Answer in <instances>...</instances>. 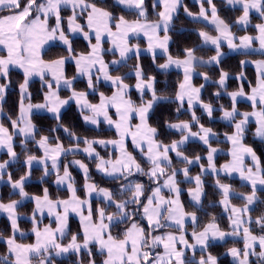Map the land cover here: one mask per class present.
<instances>
[{"label": "snow or ice", "instance_id": "1", "mask_svg": "<svg viewBox=\"0 0 264 264\" xmlns=\"http://www.w3.org/2000/svg\"><path fill=\"white\" fill-rule=\"evenodd\" d=\"M125 8L133 10L136 18L128 20L124 15L118 18L106 8L99 6L95 0H0V78L10 82V68L22 70L23 82L20 83L19 115L16 119H10L11 127L0 123V150H5L8 159L0 161V181L6 179V185L10 187V195H18L19 199H10L4 202L0 199V213L7 214L10 221L12 235L4 237L0 233V239L7 244L8 254L0 256V264H52L53 254L73 253L77 256L76 264H85L84 256H87V264H97L96 252L93 246L104 257L102 264H218V258L208 252L210 240H224L226 236H239L243 232V249L232 247L228 250L236 264H251L250 257L256 256L260 264H264V234H253L251 225L255 223L264 233V215L252 220L249 213L251 205L257 201V185L264 186V167L261 166L252 147L246 146L243 141L248 130L250 118L255 119L254 135L264 138V60L256 61L258 73L257 82L251 88V93H246L243 86L236 91L227 92L229 73L222 68L219 78L212 81L218 86L217 91L211 95L214 98L221 97V90L231 99V106L220 104L218 107L212 100L206 102L203 99L205 84L196 86L193 83L194 76L202 77L205 82L210 81L207 71H197L208 65L219 66L224 55L222 42H226L228 49L248 50L253 48L254 42H258L259 51L264 53V22L255 25L256 35L237 36L233 32L236 26L247 27L250 23L252 12L258 14L264 21V0H226L229 5H239L242 14L237 17L234 24H229L221 18L213 0H206L208 7L204 6V0H196L200 5L199 12L193 13L187 6H183L184 13L193 20L207 22L215 28L216 35L208 31L199 30L198 36L203 45H211L214 55L205 59L198 55L200 46L183 48L182 52L173 56L169 45L172 37L170 30L173 19L178 9L182 6V0H154L153 8L159 7L157 19H148L145 0H118ZM70 8L71 15L67 17V31L64 28L65 19L62 9ZM85 17V23H78L79 17ZM54 19V23H52ZM113 21L114 29L113 30ZM87 28V30H85ZM71 33H81L89 42L90 50L86 53H77L70 39ZM162 33V35H161ZM94 34L95 43H91ZM143 34L147 38V48L144 51L152 55V62L161 72H167L175 67L182 72V80L177 84L173 94L157 89V77L146 73L140 63L139 44L130 43V37ZM107 37L112 47L103 48V38ZM58 40L65 46L67 56L45 60L42 49L49 41ZM238 41V42H237ZM157 50L163 57V63H157ZM118 54V59L106 62L105 52ZM134 54L136 64L133 68L136 83H125L128 73L113 75L118 71L130 55ZM71 60L75 64L76 75L68 77L65 72V64ZM241 65L247 61H240ZM113 66H116L113 68ZM33 76H38L42 82L43 102L32 103L29 93V81ZM50 77V79L48 78ZM77 77L86 79L87 89L96 91L101 80L109 82L114 89L112 94L105 95L99 92V102L92 103L88 99V91L77 90L75 82ZM236 79H244L240 73ZM8 84H0V101L4 99ZM61 87L70 95L62 98ZM135 88L139 93L140 102L137 104L129 96V89ZM245 97L251 102V111H240L238 98ZM25 100L28 103L25 104ZM161 101L175 103L174 111L177 114L186 113L190 119L175 121L165 120L162 127L173 130L179 134V139H172L169 143L157 139L160 127L150 123V114ZM74 102L80 113L81 119L88 124L99 127L101 120L115 129L116 139H81L62 123L61 109ZM202 110L197 115V109ZM46 110L56 120V128L51 132L62 128L75 143L65 148L59 137L39 135L36 125L32 122L33 110ZM115 111V119L110 114ZM3 111L0 106V112ZM219 111L220 119L229 122L232 127L230 133H225V139L231 144L229 155L231 161L219 168L214 163V155L219 151L213 146V138H218L217 132L212 127L205 126L202 118L206 115L209 120L214 119V113ZM139 122L132 124V119ZM159 124V122H157ZM196 128L194 131L193 128ZM39 138L37 139V136ZM19 137L22 149L27 148L30 139L40 150L41 155L26 153L23 161L27 171L18 179L8 169L12 162L19 159L15 150V138ZM131 139L132 145L139 151L143 160L149 165L148 169L142 166V161L128 150L127 140ZM192 139L198 140L206 149L207 166L202 163V157L196 155L189 157L185 154V145ZM81 144L84 147L81 149ZM107 147L113 146L119 153L113 158L105 159L95 150V145ZM83 151L88 156H95L96 169L106 176L114 179H122L120 195H127L126 199L118 198L117 193L108 188L98 187L88 183L89 169L80 160H73L70 164L63 165V174H60L61 157L68 153ZM172 154L178 162L183 163V168L173 167ZM250 157L252 165L248 166L245 157ZM33 164L42 166L41 181L44 177L55 175V183L66 185L70 197L68 199H52L47 187L43 189V195H31L25 190L26 182L31 178ZM198 164L199 174L190 176L188 166ZM78 166L85 175L84 190L86 195L95 193L102 196L105 207L95 210L88 199H81L77 195L75 182L69 171L70 166ZM217 177L215 185L221 194L219 203L229 213L231 232L220 229L215 218L203 226V229L191 233L190 243L186 237V218H190L192 224H197L196 212H186L180 201L181 189L179 176L192 182L195 187L188 192L195 204L201 203L204 194V181L202 176L208 172ZM231 176L238 173L239 178L251 186L250 194H241L245 201L242 207L232 205L230 197L233 189L230 184L222 183L220 174ZM147 176L156 186L151 194L145 197L146 188L142 182H134L130 178L135 175ZM162 181V183H161ZM173 193V197H165L163 189ZM34 202L31 222L32 232L36 237L35 243H18L16 233L20 232L18 220V208L25 200ZM135 205V209L131 206ZM108 207H114V211L108 212ZM85 209L87 210L85 214ZM47 212L49 217H54L56 227L45 225L40 228L42 222L38 217ZM74 213L80 218V230L71 235L67 244L61 241L69 231V214ZM141 216L147 221V229L135 219ZM120 224H127L119 235L112 234V228ZM175 228V232H164L163 229ZM160 232V234H155ZM179 233L178 235L176 233ZM22 234V233H21ZM82 237V239H81ZM163 247V252L156 249ZM258 246L259 251H256ZM199 247L202 253L195 260L196 249ZM83 250V251H82ZM193 253L192 257L187 252Z\"/></svg>", "mask_w": 264, "mask_h": 264}, {"label": "trees", "instance_id": "2", "mask_svg": "<svg viewBox=\"0 0 264 264\" xmlns=\"http://www.w3.org/2000/svg\"><path fill=\"white\" fill-rule=\"evenodd\" d=\"M95 2L101 6L106 8L108 11H110L114 17H119L121 15H124L126 19L134 20L136 18V15L133 10L124 9L121 6L115 4L112 0H95ZM183 5L179 10L177 11L176 15L174 16L173 23L170 30V36L172 37L169 45L170 52L173 56L179 55L183 48L185 47H191V46H200L198 55L203 56L204 58H208L210 55L214 54V49L212 47L205 46L201 44L200 38L198 36V30H205L208 32H213V29L206 24H203L201 21H195L190 18H188L185 13H183V6H187L190 11L196 12L199 8L198 4L194 1L190 0H183ZM214 4L216 5L219 15L221 18L225 19L229 24H234L235 20L239 15L242 14V11L240 7L238 6H229L226 3V0H213ZM154 0H145V5L147 8L148 13V19H157V11L159 10V7L153 8ZM204 4H206V1H204ZM2 13V12H1ZM251 23L245 28H241L239 26L234 27L232 30L237 35H243V33L255 35V25L257 23H262V21L258 14L255 12L251 13L250 16ZM72 46L74 50L77 53H83L88 51V44L86 41L82 40L80 37H71ZM133 41V39H132ZM137 42L140 44L143 43V40L140 39L137 40ZM255 44V43H254ZM253 44V45H254ZM104 48L108 47V43H103ZM225 47V46H222ZM42 55L45 60L55 59L60 56H66L67 52L61 45L53 44L49 45L48 48H46ZM116 58V55H114L111 52H105L104 59L106 62L110 61V59ZM245 58L256 60L258 58L264 59V54L259 52H232V53H226L221 58V64L219 66L216 65H208L206 67L199 68L198 71H207L210 76L209 82H203L200 77H195L193 79V82H195L197 85L204 83L205 88L203 89V99L208 102L209 100H212L214 104L218 107L220 104L225 105L226 107L231 106V99L226 95V93L221 90V97L220 98H214L212 97V93L217 91L218 86L214 84L212 81H215L219 78V71L222 68L224 71H227L229 73V79L227 83V92L234 91L238 88L239 84L243 86L244 90L247 91L251 85L255 83V70L252 66L249 64L241 65L240 61L244 60ZM164 61L163 55H157V63H161ZM135 55H130V58L119 67L118 71H113V75H122L125 73H128V78L125 80V83H128L132 85L135 82V76L131 71L134 68V65L136 64ZM140 63L143 65L145 71L149 75H154L157 77V89L162 92H167L169 94H173L176 90L178 82L182 78V72L179 70H168L167 72H161L158 68H156V65L152 62V57L147 54H141L140 55ZM115 68V67H113ZM65 72L68 77L74 76L75 72V65L71 62H66L65 66ZM243 73L244 79L238 80L236 77ZM23 81V73L17 68H10V82L5 81L4 79L0 78V84H8V87L6 88V93L4 96V99L0 101V106H2L3 111L1 113H4L3 115H0V123H4L6 127H11L10 120L16 119L18 112V106H19V99H20V93H19V85ZM75 87L77 90L85 91L87 90V84L85 79H76ZM29 92L31 93V101L32 102H39L43 98V91H42V82L38 79H32L29 81ZM104 92L105 95H108V93L112 92L111 86H106L103 83H99L98 88L96 91L88 93V98L92 102H97V93ZM68 91L65 88H62L60 90V95L66 96ZM129 96L132 100H134L137 104L140 102V96L137 95L136 91L131 88L129 91ZM237 106L240 111H250L251 109V103L244 102L241 100H238ZM176 105L175 103H169L167 101H161L160 104L155 108L153 113L150 114V123H152L154 126L160 127V134L158 135L157 139L164 141L165 143H169L172 139H179V134L174 133L170 129L163 128V122L165 120H172L175 121L177 117L180 120H187L190 119V115L186 113L177 114L174 109ZM202 110L197 109V115H201ZM220 113L217 111L214 113V119L209 120V118L204 115L202 118V123L205 124V126L212 127L215 132H217L218 136L224 135L225 133H230L233 129L229 123L222 122L219 119ZM61 119L62 123L67 126L71 131L75 132L81 139L87 137L88 139H110L114 138L115 132L112 129H108L105 127L104 124H100L99 127H91L82 121L79 111L76 109L75 105L68 104L61 113ZM32 122L36 125V128L38 130L39 135H50L53 138V141H55L56 137H59L60 141L63 143L64 146H72L75 141H72L71 138L68 136L67 133L63 131L62 128H57L56 131L51 132L50 130L53 128H56V120L54 117H50L47 113H35L32 115ZM159 122V124L157 123ZM255 123L252 121H249L248 130L245 134L243 143L246 146L252 147L255 151L257 157L260 159L261 166L264 167V139H258L255 135ZM196 130V128H193ZM39 135L37 136V139L39 138ZM214 138L212 143L213 145H217L221 147V149L224 150L223 153H220L216 155L214 161L216 165H220L221 163L225 162L228 158V154L225 151L227 148V142L221 140V138ZM19 137L15 138L14 147L17 153L19 154V159L17 161L12 162L10 168L8 171H10L13 175V179H18L21 175H23L27 169L24 167L23 161L25 159L26 153L28 154H34V155H41L40 150L37 148L35 143L31 141L30 139L26 142L27 148L22 149ZM83 145V144H81ZM98 152L101 156H109V151L105 148L99 147ZM134 155L137 157L138 161H142V166L147 170L149 165L146 161L142 159L140 154L137 151H133ZM205 147L197 142V141H190L185 145V154L189 157H195L196 155H200L202 157L203 162V155L206 154ZM6 153L1 152L0 153V159L5 160L6 159ZM78 157L83 163H85L89 169V179L93 182V184L97 185L98 187H104L112 190L113 192L117 193L118 198L120 199H126L127 195H130L128 193L127 195H120V185L124 183L122 179H114L113 177L107 178L102 176L101 174L97 173L95 170V163L96 159L92 158L90 156L84 155L80 152H77L76 154H66L62 156L61 158V167L60 172L63 170V165L65 161H68L70 158H76ZM173 159V167L180 168L182 166H185L183 163L178 162L177 160ZM199 172V166L198 165H192L190 167V175L195 174ZM42 176V170L38 168L32 167V174L31 178L26 182V188L25 190L31 195H43V189L45 187L49 190V195L52 199H64L68 196L69 192L67 188L59 187L54 184V174L48 177H44L43 181H41ZM71 176L75 182V186L77 188V194L80 197H83L85 194V191L83 190V182L84 178L82 177L81 173L72 168L71 169ZM7 178V177H6ZM180 182V186H182L184 189L187 187L192 186L191 183L183 181L181 178V175L178 177ZM134 182H142L145 185L146 192L145 197L142 199H146V196L150 194L152 189L156 186L152 181L149 180L147 176H141L139 174L133 176L130 178ZM217 179L216 176H213L211 174H204L202 176V180L204 181V194H203V200L200 205L199 209H202L204 212V215L209 216L210 218H215L216 221H220L223 226L227 227V221L228 218L225 217V215L222 213V207L219 203L221 199V194L219 190L216 188L215 180ZM219 179L222 183H228L231 185L232 189L236 193L240 194H250L252 189L247 184L242 183L239 179L229 176L220 175ZM11 189L9 186L6 185V181H0V199H2L4 202H8L10 199H19L18 195H10ZM257 201L253 204L252 210L249 213L252 220L255 221V218L258 216L264 215V187L260 190H257ZM181 197L183 199L184 207L187 211L195 210L196 208L192 207L186 200L185 197V191H182ZM230 201L234 205H240L243 204V199L241 197L237 196H231ZM90 202L92 204L93 210H95L98 207H105L104 201H99L97 199H90ZM34 208V203L30 200H25L22 202L21 206L18 208L19 212V228L20 232L16 233V239L19 243H31L33 242V233H32V222H31V215L32 210ZM136 206L132 205L131 209H135ZM114 207H108L107 211L112 212L114 211ZM200 211V210H199ZM141 216H136L135 219L140 221ZM39 218V217H38ZM42 222L39 226L45 225V223H52L49 221V218L44 216V218H39ZM127 226V224H120L118 227L112 228V234L113 235H119L121 232H123L124 228ZM253 234L259 236L264 233L261 232L259 227L253 223L251 225ZM80 230V224H78L77 220L73 217H69V231L66 234L65 237L61 238V241L64 244H67L68 241L71 239V235L74 233H77ZM163 230H175L174 228H167ZM0 233L3 234V236L6 238L10 235H12V230L10 226V221L7 219V216L0 215ZM22 233V234H21ZM82 239V237H81ZM243 241L242 240H227L222 243H209L208 244V252H210L212 255L216 256L218 258V264H235L229 255L226 253V251L229 249V247L236 246L238 248H242ZM93 250L96 252V261L97 264H102V261L104 259L103 256L99 254V251L96 249L95 246H93ZM83 251V250H82ZM8 254L6 243L3 239H0V256H5ZM201 254L207 255L208 253H202L200 251H196L195 259L199 258ZM189 257L193 256L192 254H187ZM87 256L85 254L84 261L87 263ZM77 256L73 253H69L66 256V259L64 260H56V264H76ZM251 264H260L256 256L250 257ZM33 264H36V261H33Z\"/></svg>", "mask_w": 264, "mask_h": 264}, {"label": "crops", "instance_id": "3", "mask_svg": "<svg viewBox=\"0 0 264 264\" xmlns=\"http://www.w3.org/2000/svg\"><path fill=\"white\" fill-rule=\"evenodd\" d=\"M114 1H116L117 3H118V0H114ZM183 1V0H182ZM190 1H194V2H196V0H190ZM204 1H206V0H204ZM119 4V3H118ZM120 5V4H119ZM182 5H183V2H182ZM229 5V4H228ZM122 6V5H121ZM230 6V5H229ZM231 6H238V7H240L239 5H231ZM124 7V6H123ZM206 8L208 7V5L206 4V6H205ZM125 8V7H124ZM181 8V7H180ZM199 8H200V6H199ZM199 8L197 9V11L196 12H193V13H198L199 12ZM160 10V9H159ZM158 10V11H159ZM179 10V9H178ZM157 11V12H158ZM156 12V13H157ZM184 13V12H183ZM176 15V14H175ZM186 15V14H185ZM187 16V15H186ZM188 18H190V19H192L193 20V18L192 17H189V16H187ZM66 18V31H67V27H68V25H67V17H65ZM118 18V17H117ZM129 20V19H128ZM151 20H155V19H151ZM195 21H197V20H195ZM202 23H204V24H206L207 26H209V27H211L212 29H213V32L211 33V32H209L211 35H216V32H215V28H214V26H212V25H208L207 24V22H204V21H201ZM52 23H54V22H52ZM79 23V22H78ZM114 21H113V30H115L114 29ZM239 27H241V28H243V26H239ZM85 30H87V28H85ZM200 30V29H199ZM198 30V31H199ZM245 34H247V33H243V35H245ZM161 35H162V33H161ZM237 35V34H236ZM249 35H251V34H249ZM256 35V34H255ZM72 36H77V37H81L82 39H84L83 38V35L81 34V33H71L70 34V38L72 37ZM237 36H240V35H237ZM132 39H133V41H132ZM140 39L141 40H143V43L141 44H139L138 42H137V40H139L140 41ZM85 40V39H84ZM86 41V40H85ZM103 41H105V42H107L108 43V48H110V47H112V45H111V43L109 42V40H108V38L105 36L104 38H103ZM87 42V44H88V46H89V42L88 41H86ZM200 42H201V40H200ZM238 42V41H237ZM55 43H57L59 46L61 45L62 47H64V49H65V46L61 43V42H59L58 40H56V41H49L47 44H45L44 45V47H43V49H42V52L46 49V48H48L49 47V45H53V44H55ZM91 43H95V36H94V34H92V36H91ZM130 43H132V44H139V46H140V49H141V52H140V55L141 54H147V55H149V56H151L152 57V55L150 54V53H148V52H146V51H144V49H146L147 48V38L143 35V34H138V35H136V36H131L130 37ZM255 43V42H254ZM202 44V43H201ZM205 46H210V47H212L211 45H205ZM222 46H225V47H222V51L224 52V55L226 54V53H232V52H244V51H249L250 52V50L251 49H248V50H243V49H241V50H236V51H232V50H230V49H228V47H227V44H226V42H222ZM89 50H90V48H89ZM83 53H86V52H83ZM0 54H6V53H0ZM117 56V58H113V59H118V54H116ZM132 55H134V54H132ZM156 55H162V53L159 51V50H157V53H156ZM212 55H214V54H212ZM67 56V55H66ZM211 56V55H210ZM56 59V58H55ZM113 59H111V60H113ZM205 59H207V58H205ZM110 60V61H111ZM245 61H247V63L246 64H249L250 66H252L253 68H254V70H255V73H256V75H255V83L253 84V85H251L250 87H249V89L247 90V91H245L246 93H251V88L252 87H254L255 85H256V82H257V73H258V69H257V65H256V61H262V60H264V59H262V60H259V59H257L256 61H251V60H248V59H244ZM67 62H71V63H73L74 64V62L73 61H71V60H68ZM164 62V61H163ZM163 62H161V63H163ZM75 65V64H74ZM65 66H66V64H65ZM12 68H15V67H12ZM18 69V68H17ZM20 70V69H19ZM169 70H179V69H177V68H175V67H172V68H170ZM20 71H22V70H20ZM133 71V70H132ZM180 71V70H179ZM198 71V70H197ZM199 72V71H198ZM74 75H76V72H74ZM195 77H200V76H198V75H196V76H194V78ZM33 79L34 78H39L38 76H33L32 77ZM49 79H50V77H48ZM182 78H183V76H182ZM182 78H181V80H182ZM193 78V79H194ZM77 79H85V78H83V77H77ZM200 79L205 83V81L202 79V77H200ZM30 80H32V79H30ZM86 80V79H85ZM23 82V81H22ZM101 83H103L104 85H106V86H111V84L109 83V82H106V81H103V80H101L100 81ZM136 83V80H135V82H134V84ZM196 86H199V85H197L195 82H193ZM227 83H228V81H227ZM112 87V86H111ZM239 87H241V84H239V86H238V88ZM63 87H61V89H62ZM237 88V89H238ZM131 89V88H130ZM130 89H129V91H130ZM236 89V90H237ZM114 89L112 88V91H113ZM236 90H234V91H236ZM28 91H29V89H28ZM85 91H89L88 89L87 90H85ZM92 91V90H91ZM137 92V91H136ZM19 93H20V90H19ZM30 93V92H29ZM112 94V92L111 93H108V95L110 96ZM139 94V93H138ZM68 95H70V93L68 92L67 93V95L66 96H62V98H66ZM97 97H98V99H97V102H92L89 98V100H90V102H92V103H98L99 102V93H97ZM238 100H241V101H244V102H249V103H251L250 101H248L245 97H241V98H238ZM19 101H20V99H19ZM32 102V101H31ZM41 102H43V98L41 99V101H39V102H32V103H41ZM28 103V100H25V104H27ZM73 104V105H75V103L74 102H70L69 104ZM19 104H20V102H19ZM139 104V103H138ZM67 105H65L62 109H61V113H62V111H63V109L66 107ZM75 107H76V105H75ZM76 109H77V107H76ZM251 111V110H250ZM17 112H18V115H19V106H18V109H17ZM40 113V112H42V113H47V114H49L50 116H53L51 113H48L46 110H33V112L32 113ZM110 114H112L113 115V118L115 119L116 117H115V111L114 110H111V113ZM17 115V116H18ZM220 117V116H219ZM220 119V118H219ZM223 123L224 122H226V123H229V122H227V121H224V120H222V119H220ZM83 121V120H82ZM250 121H252V122H254L255 123V119L254 118H250ZM139 121L136 119V118H133L132 119V124L133 125H135L136 123H138ZM85 123V122H84ZM101 123L102 124H104L105 125V127L106 128H110V129H112L114 132H115V129L114 128H112V127H110L109 125H107L106 123H103V121L101 120ZM100 123V124H101ZM85 124H87V125H89V126H91V127H97V126H94V125H91V124H88V123H85ZM256 125V124H255ZM194 130V129H193ZM173 131V130H172ZM195 131V130H194ZM115 135H116V133H115ZM219 137V136H218ZM117 137L115 136L114 138H110V139H116ZM219 138H221V140H223V141H226L227 142V148H225L226 150V152H227V154H228V158L226 159V161L225 162H223V163H221L220 165H216V163H215V161H214V163H215V165H216V167L217 168H219L221 165H223V164H225V163H228L229 161H231V159H232V157L229 155V150L231 149V144L225 139V137H224V135H220V137ZM258 139H259V137H257ZM98 139H102V138H98ZM110 139H106V140H110ZM214 139V138H213ZM260 139H264V138H260ZM190 141H197V142H199L198 140H195V139H192V140H190ZM189 141V142H190ZM200 143V142H199ZM127 146H128V150L130 151V152H132L133 153V151H137L138 153H139V151L137 150V149H135L134 148V146L132 145V142H131V139H128L127 140ZM214 147H217L218 149H219V151L214 155V159H215V157H216V155H218V154H220V153H223L224 152V150L223 149H221V147H219V146H217V145H213ZM69 147H71V146H69ZM84 147V145H81V149ZM95 147V150H96V152H98V148L99 147H101V148H105V149H107L108 151H109V156H112L113 158L115 157V155H118L119 153L116 151V149L113 147V146H111V145H109V146H107V147H103V146H101V145H99V144H97V145H95L94 146ZM1 152H2V150H0ZM3 152H5L6 153V151H3ZM78 152H80V153H82V154H84V155H87L86 153H84L83 151H78ZM77 152H75V153H72V154H76ZM99 153V152H98ZM140 154V153H139ZM133 155H134V153H133ZM206 155H207V153L206 154H204L203 155V157H206ZM88 156V155H87ZM101 156V155H100ZM109 156H102V157H104L105 159H107V158H109ZM140 156H141V154H140ZM92 158H95V156L93 155V156H91ZM142 157V156H141ZM62 158V157H61ZM172 158H174L175 160H177L176 158H175V155L174 154H172ZM6 159H8V157L6 156ZM142 159H143V157H142ZM73 160H80L78 157H76V158H70L68 161H67V163L66 164H70V162L71 161H73ZM81 161V160H80ZM245 162H246V165H248V166H251L252 165V160H251V158L250 157H245ZM205 166H207V160H206V158H203V162H202ZM148 164V163H147ZM37 166V165H39V164H33V166ZM193 165H198V164H193ZM41 166V165H40ZM95 170L97 171V169H96V163H95ZM192 165H190V166H188L189 168L191 167ZM199 166V165H198ZM184 166H182V167H180V168H183ZM72 168H74V169H76V170H78L80 173H81V175H82V177L84 178V182H83V184H82V186H83V190H84V185H85V175H84V172L78 167V166H76V165H72V166H70V168H69V171H70V173H71V169ZM27 169V168H26ZM148 169V168H147ZM199 172H200V168H199ZM199 172H197V173H195V174H192V175H190V176H195V175H197V174H199ZM97 173H99V174H101L102 176H104V177H107V178H111L110 176H106V175H104L103 173H101V172H99V171H97ZM60 174L62 175L63 174V170H62V172H60ZM89 174V173H88ZM205 174H211V175H213L212 173H211V171L209 170L208 172H206ZM220 175H224V176H226L225 174H220ZM214 176V175H213ZM228 176V175H227ZM229 177H234V178H237V179H239L242 183H244V184H247L249 187H251L246 181H243V180H241L240 178H239V175H238V173H233L231 176H229ZM180 179H182L183 181H186V182H189V181H187V180H185L184 179V177H183V175L181 174V178ZM53 180L55 181V175H54V178H53ZM88 183H93L91 180H88ZM161 183H162V181H161ZM189 183H191V185L192 186H190V187H187L186 189H184L182 186H180L179 185V187H180V189H181V193H180V201H181V203L183 204V206H184V203H183V199H182V197H181V194H182V191H185V197H186V200H187V202L192 206V207H194V208H196L195 210H193V211H195L196 212V215H197V218H198V220H197V224L194 226L193 224H192V221H191V219L190 218H186V222H185V227H186V237L188 238V240H189V242L190 243H193L194 241H192V239H191V233H192V231L194 230V228H195V230L196 231H200V230H202L203 229V226L205 225V224H207V223H209V222H211L213 219L212 218H210L209 216H207V215H204L203 213V211H202V209H199L200 208V205H201V203H202V200H203V195H202V197H201V203L200 204H195V202L191 199V197H190V195H189V192H188V189L189 188H194L195 187V184H194V181H192V182H189ZM54 184L55 185H57V186H59V187H63V188H67V186L66 185H58V184H56L55 182H54ZM264 186H261V185H257V190H260L261 188H263ZM102 188H104V187H102ZM217 188V187H216ZM85 191V190H84ZM150 194H151V192H150ZM162 194L167 198V197H173L174 196V194L173 193H169V191L165 188V189H163V191H162ZM78 195V194H77ZM240 195V197H241V194L240 193H236V192H234L233 191V195L232 196H239ZM79 196V195H78ZM257 196V195H256ZM70 197V193L68 194V196L66 197V198H64V199H68ZM80 197V196H79ZM81 199H88V200H90V199H92V198H94V199H97V200H99V201H103V197L102 196H97L95 193H93L91 196H88V195H86V193L84 194V196L83 197H80ZM30 200V199H29ZM31 201V200H30ZM32 202V201H31ZM231 202V201H230ZM34 203V202H33ZM232 204V203H231ZM221 205V204H220ZM232 205H234V204H232ZM244 204H242V205H235V206H237V207H242ZM252 206L253 205H251L250 207L252 208ZM34 207H35V205H34ZM221 207H222V213L225 215V217L226 218H228V221H227V227H225V226H223V224L220 222V221H216L215 220V222L216 223H218V225H219V227H220V229L221 230H223V231H226V232H231L232 231V228L230 227V221H229V213L228 212H226L225 210H224V207L221 205ZM184 210L186 211V212H192V211H187L186 210V208L184 207ZM200 210V211H199ZM86 212H87V210L85 209V214H86ZM0 215H5V216H7V214H5V213H0ZM44 216H46V217H48L49 218V221H51L52 223L50 224V223H45V225H51V227H53V228H55L56 227V225H55V219H54V217H49L48 215H47V212L45 211V213L43 214V216H40L39 218H44ZM70 216H73L76 220H77V222H78V224H80V218H79V216H77L76 214H74V213H70L69 214V217ZM142 219V217H140V220ZM256 219V218H255ZM137 222H139V220L137 221ZM45 225H41L40 226V228L41 229H43V227L45 226ZM174 228V227H173ZM146 229H147V226H146ZM175 229V228H174ZM162 231H164V232H169V231H172V232H175V230H162ZM18 233V232H17ZM33 233V232H32ZM155 234H160V232H157V233H155ZM177 235L179 234L178 232L176 233ZM33 238H34V240H33V242H31V243H35V240H36V237H35V235L33 234ZM242 240L243 241V232H242V230H241V234L239 235V236H226L225 237V239L224 240H219V239H216V240H210L209 241V243H222V242H225V241H227V240ZM69 242V241H68ZM19 243V242H18ZM243 244H242V248H241V250L243 249ZM6 247H7V244H6ZM232 247H236V246H232ZM232 247H229V249L230 248H232ZM236 248H238V247H236ZM228 249V250H229ZM238 249H240V248H238ZM201 249L199 248V247H197V249H196V251H200ZM228 250L226 251V253L228 254ZM7 251H8V249H7ZM156 251L157 252H160V253H162L163 252V247L161 246V247H159V248H157L156 249ZM256 251L258 252L259 251V248H258V246L256 247ZM69 254V253H68ZM68 254H62L61 256H55V254H53V258H52V264H56L55 263V261L56 260H64V259H66V256L68 255ZM187 254H192V252L191 251H188L187 252ZM229 255V257L231 258V260L236 264V261L234 260V258L230 255V254H228ZM253 257V256H252ZM199 258H196L195 260H198ZM85 264H87V263H85Z\"/></svg>", "mask_w": 264, "mask_h": 264}, {"label": "rangeland", "instance_id": "4", "mask_svg": "<svg viewBox=\"0 0 264 264\" xmlns=\"http://www.w3.org/2000/svg\"><path fill=\"white\" fill-rule=\"evenodd\" d=\"M115 4H117V5H119L116 1H114V0H112ZM198 4V3H197ZM207 4V3H206ZM206 4H204V6H206ZM119 6H121V5H119ZM198 6H200L199 4H198ZM122 8H124L123 6H121ZM124 9H128V8H124ZM130 10V9H129ZM254 13V12H253ZM2 14H6V13H1L0 12V15H2ZM62 16L64 17V19H65V22H64V28H66V18L65 17H68L69 15H71V9L70 8H63L62 9ZM117 18V17H116ZM129 20H131V19H129ZM52 22H54V19H53V21ZM78 22L79 23H85V17L84 16H81V17H79V19H78ZM204 24V23H203ZM66 30V29H65ZM72 37H75V36H72ZM81 38V37H80ZM82 39V38H81ZM82 40H84V39H82ZM85 41V40H84ZM105 41H103V43H104ZM108 42V41H107ZM55 44H57V43H55ZM103 48H104V46H103ZM105 50H107L108 49V47H106V48H104ZM88 51H89V46H88ZM259 52V53H261L260 51H259V44H258V42H255V44L253 45V48L250 50V52ZM262 54H264V53H262ZM117 56V55H116ZM117 58V57H116ZM245 59H248V58H245ZM259 60H262V58H258ZM111 60V59H110ZM248 60H251V61H256V60H252V59H248ZM109 63L111 62V61H108ZM113 67H116V66H113ZM131 73H133V71H131ZM31 79H33V78H31ZM34 79H37V78H34ZM40 79V78H39ZM132 85H134V83L132 84ZM133 89L135 90V88L133 87ZM131 90V89H130ZM136 91V90H135ZM90 92H93V91H91V90H89L88 91V93H90ZM137 93V95L139 96V94H138V92H136ZM40 113H42V112H40ZM40 113H38V114H40ZM4 113H1L0 112V115H3ZM33 114H35V112L34 113H32L31 114V116L33 115ZM49 115V114H48ZM50 116V115H49ZM51 117V116H50ZM53 117V116H52ZM10 120V119H9ZM69 146H65V148H68ZM3 151H5V150H2V152ZM0 153H1V151H0ZM68 154H72V153H68ZM0 161H3V160H1L0 159ZM67 163V161H65V163L64 164H66ZM34 168H38V169H41L42 170V166H40V165H37V166H33ZM43 174V173H42ZM6 177H5V180H3V181H6ZM240 197V195L238 196V198ZM244 201V200H243ZM245 203V201L243 202V204ZM240 205H242V204H240ZM139 223L142 225V226H144L145 227V229H146V226H147V221L146 220H144L143 218L139 221ZM56 225V224H55ZM25 244H27V243H25Z\"/></svg>", "mask_w": 264, "mask_h": 264}]
</instances>
